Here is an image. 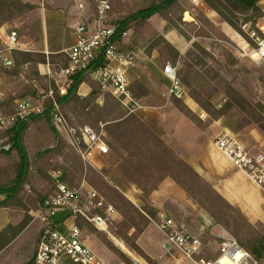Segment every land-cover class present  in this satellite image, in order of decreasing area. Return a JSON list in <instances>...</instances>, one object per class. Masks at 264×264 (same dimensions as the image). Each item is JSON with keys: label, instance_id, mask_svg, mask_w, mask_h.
<instances>
[{"label": "rangeland", "instance_id": "374dc122", "mask_svg": "<svg viewBox=\"0 0 264 264\" xmlns=\"http://www.w3.org/2000/svg\"><path fill=\"white\" fill-rule=\"evenodd\" d=\"M29 1L35 4L34 9L20 15L15 13V16L3 22L0 28L5 25L8 33L11 29H16L20 44L18 47L24 46L28 51L33 52L42 51L41 35L46 30L51 42L50 50H58V53L51 55L52 60L47 59L37 64L34 61L24 63L19 68V74H10L8 73L10 69L0 65V92L3 93L2 96L10 94L13 96L6 109L0 108L5 112L12 110L15 99L24 98L14 97L24 85L32 84L36 87L37 101L46 96L50 88L56 90L51 86L54 79L40 73L38 67L42 70V64L49 63L52 69H58L67 64V55L62 49L71 44L70 11L76 8V2L79 0ZM199 1L181 0L171 8L167 17L156 13L125 31L129 34L127 35L133 45L129 47L126 43H121V49L124 52L135 53L134 64L128 70L130 85L133 81H139L148 90L145 96L138 99L133 98L130 90L133 100L137 101L140 107L132 111L131 104L126 106L111 91L102 88V94L99 96L102 104L108 95L119 103L114 109H110V111L114 110V116L108 115L109 119L129 114L138 115L172 149L174 160L169 164H162L154 156H144L145 153L134 149L139 143L137 138H141V128L136 129V135L134 129H128L129 133L124 141L127 146L125 147L115 142L105 132L104 123L95 121V116L88 111L89 117L73 116L74 120L64 111L69 126L77 128V134L72 135L68 128L60 126L59 131L65 140L61 154L57 157L52 156L53 158L43 157L44 159L37 163L38 168L33 164L27 172V182L21 194L29 204L35 203L38 207L42 202L39 201V191L50 192L55 187L53 177L55 172L60 171L63 178L65 171L62 167L76 164V156L81 157L83 162L88 161L86 162L90 165L87 169L88 174L86 170L81 173L72 171L73 177L70 178L75 186L85 182L86 186L97 190L106 203L113 205L116 210L108 217L105 230L90 222H83V233L85 237L88 236V245L100 258L110 264H148L147 256L157 264H179L181 253L174 246L170 248L164 246L165 236L158 228L163 215L172 217L185 230L202 238L207 247H211L210 256H214L217 250L213 233L215 229L212 228L215 224L226 227L246 244L260 237L264 239V191H257L256 198L254 197L251 202L247 201L244 191L247 189L245 185L249 186L246 183L249 180L246 177L239 179V183L228 192L225 187L229 183L225 186L224 182L225 179L230 180V172L225 178L221 172L230 169L215 164V167L211 166L212 169L204 168L205 171L199 172L191 163V161L197 163L198 159H202L207 149L213 147L216 138L226 134L233 135L254 152H264V131L256 123L261 118L264 119V109L257 107L256 114L250 108L245 111L244 106L238 107L234 104L227 107L229 98L225 91V85L229 83L255 108L260 103L264 104V58L252 56V52L257 48L255 37L264 36L262 31L264 0L257 2L262 14L256 17V28L252 20L240 21L241 29L249 39L234 30L201 0ZM111 3L112 18L114 14L127 15L136 11L141 6L142 0H112ZM108 22L112 23L111 19ZM253 31L256 32L255 36H252ZM1 33L5 34V30ZM159 35L165 37L179 50L180 57L177 60H174L164 44L151 46L152 41ZM194 42L198 43L200 48L194 46ZM2 46L0 39V48ZM190 49L192 52L188 54ZM50 50H45L47 56L50 55L48 54ZM167 62L178 66V76L186 90L183 98L169 95L170 80L162 74V68ZM111 100L109 98V101ZM180 103L183 104L184 110L181 109ZM73 105V108L68 105L70 111H74L77 105L83 107L77 101ZM245 120L250 124L241 127ZM89 123L91 129L109 147L108 153L98 155L106 165V172L87 160L80 152V149L86 148L85 142L83 140L76 142V137L82 135L79 129H84ZM41 126L38 122L31 124L24 135V143L31 160L38 152L44 150L45 145H56L52 137L48 139V143L44 140L45 135ZM128 148L138 151V157L131 165H120L122 158L119 152L127 154ZM44 151L47 153L48 150ZM48 153L51 154L52 151ZM177 157L185 161L192 171L185 169ZM17 161L15 152L0 156V165L7 169L17 164ZM41 164L47 169L45 172L40 170ZM12 166L7 171L13 175L15 170H12ZM166 179L172 180L185 192L190 200V206L186 209L193 213L185 214L170 200L163 203L160 211L151 203L149 196L153 189ZM130 188L135 190V201L127 194L126 190H131ZM112 189L125 196L139 208V212L128 208V219L123 217L121 210L116 206L117 201H112ZM225 191L231 194L234 203L229 200ZM2 198L3 196L0 195V200ZM118 205H120L119 201ZM36 207L32 206L31 215ZM1 209L0 207V211H3ZM16 211L20 212L21 219L25 217L22 209H13L9 211V215L14 217ZM148 211L155 213L156 216L152 217ZM202 214L209 216L210 223L204 221ZM147 217L150 218V223L144 227ZM89 223L96 232L90 229ZM36 225L27 228L17 242L10 244L7 250L0 254V264H10L19 257L25 260L30 256L29 249H33L31 241L34 240ZM201 226L204 227L203 231L200 229ZM140 228H142L141 232L138 230ZM105 239L119 248L121 254L110 250L105 244ZM183 260L184 264H187V260ZM260 262L264 264V255Z\"/></svg>", "mask_w": 264, "mask_h": 264}, {"label": "built area", "instance_id": "2783aa9c", "mask_svg": "<svg viewBox=\"0 0 264 264\" xmlns=\"http://www.w3.org/2000/svg\"><path fill=\"white\" fill-rule=\"evenodd\" d=\"M89 1V0H88ZM79 0L71 12L73 18V43L65 49L67 64L52 69L49 63L44 65L42 73L54 79L56 90L50 88L46 96L39 101L27 98L16 99L10 112L0 110V152L13 148L12 129L21 121L43 111L44 99H52V120L59 129L68 128L72 135L77 128L70 127L62 103L56 99V91L61 96L67 93L71 77L83 72L96 80L103 90L111 91L123 104L132 105V111L140 107L130 93L128 70L134 64L135 53L124 52L120 39L116 38L117 26L109 23L112 0ZM264 32V26L262 28ZM255 36L256 32H251ZM122 33V37L127 36ZM257 48L252 56L264 58V36L255 37ZM18 45V33L9 31L5 46L0 49V64L10 67L14 59L11 50ZM163 74L170 80L169 95L183 98L186 90L178 76V66L167 62L162 68ZM80 131V129H79ZM81 137L88 147L80 149L84 157L97 149L105 154L109 147L91 128H82ZM215 146L239 169L264 191V152H254L233 135L219 136ZM55 187L32 212L33 221L40 224L39 236L33 260L28 264H110L100 258L87 244L83 233V222L87 221L100 229H106L107 219L116 210L106 203L101 194L82 182L79 186H70L62 178V173L53 174ZM104 211V214L99 211ZM158 228L165 236L167 248L174 246L187 260V264H261L253 253L243 246L238 238L226 227L213 225L216 253L203 240L185 230L170 216H162Z\"/></svg>", "mask_w": 264, "mask_h": 264}, {"label": "trees", "instance_id": "16d2710c", "mask_svg": "<svg viewBox=\"0 0 264 264\" xmlns=\"http://www.w3.org/2000/svg\"><path fill=\"white\" fill-rule=\"evenodd\" d=\"M180 1L181 0H142L141 6L136 11L130 14L127 15L114 14V16L111 18V21L117 26L116 38L120 39L122 32L142 23L143 21L147 20L149 17H151L156 13H159L163 16L165 15V17H167V14L171 10V8L175 4L180 3ZM201 1L204 4H206L209 8L214 10L217 14H219V16H221L234 30H236L240 34H243L245 37L247 36L244 34L243 30L241 29L240 21L242 20L244 22V21L252 20L253 26L256 28L257 27L256 17L262 14L260 7L257 5V2L259 0H201ZM35 7H36L35 4L24 2L23 0H0V25H2L3 22L13 18L15 16L14 15L15 13L20 15L25 11L34 9ZM250 11L252 12L250 13ZM247 39L249 38L247 37ZM152 42H153V44L151 45L152 47L153 45L164 44L167 51L172 55L174 60H177L180 57L179 50L172 43H170L165 37L159 35ZM195 45L197 46V48H200V45L198 43L194 42V46ZM191 52L192 49L188 51V54H190ZM12 55L15 59V65L10 71H8V73L10 74H19L20 72L19 68L21 67V65H23L26 62L34 61L37 64L38 62H45L47 59L52 60L51 59L52 54L47 56L43 52H33V51L15 49L13 50ZM179 74H181L180 70H179ZM83 81H90L93 86L92 91L87 96L84 97L80 96L77 93L78 86ZM52 84L53 85L51 86L56 88L54 82ZM129 88L132 92L133 98L135 99L145 96L148 92L147 88L144 85H142V83H140L139 81H133L131 85H129ZM225 91L229 98L226 105L227 107L234 106V104L237 105L238 107L244 106L245 111L248 108H250L252 109L251 111L256 114H257V107L264 109V104L262 103L256 105L255 108L253 104L247 102L244 99L243 95L229 83L225 85ZM16 93L17 94H15L14 97H24L33 101L38 100L37 89L32 84L24 85L20 89V91H17ZM101 94H102L101 86L96 80H94L89 74L78 72L71 77V82L67 88L66 94L60 96L56 91V99H58L61 103H66L72 100L79 102L85 109H87V111L90 114L95 116L94 118L95 121H97L98 123L99 122L104 123L105 132L113 140H115V142H118L123 146H125L124 144L125 136L129 133V130L134 129L133 130L134 135H136V129L141 128V132H142L141 138H137V136H135L139 140V143L135 146L134 149H137L138 151L145 153L144 156L147 155L154 156L162 164H169L172 160L175 159V155L172 149H170V147L167 145V143L161 137H159L149 126H147L138 115L129 114L124 117L122 116V117L109 119V117H107L108 115L114 116V110L110 111V109H114V107L119 103L113 97L108 95L107 97H105L104 104H99L97 99ZM109 98H111L112 100L109 101ZM12 99L13 96H11V94L8 95L4 100L0 101V108L6 109V105ZM180 104H181V109L184 110L185 108L183 104L182 103ZM43 107L44 109L41 113L36 114L30 117L28 120L21 121L15 125V127L12 129V131L14 132V136L12 139L13 140L12 150L5 153L0 152V156L2 154H9L11 152H15L18 157V161H17L18 163L13 166L11 165L12 170H15L13 175L7 171L9 168H11V166L7 169L4 166L0 165V195H3V198L0 200V207L17 206L22 208L25 212V217L20 223L16 225L10 224L5 230L0 231V251L3 248H5L12 241V239H14L16 235H18L28 225V223L32 219V215L30 214V211L32 210V206L36 207V204L35 203L29 204L27 202V199H25L24 195L21 194L22 189L25 183L27 182V172L29 171L30 166L34 164L35 166L37 165L38 168L37 163L39 162V160H42L44 158H49L52 156L57 157L59 154H61L63 144H65V140L62 137L61 132L54 125L52 120V108H53L52 99L47 97L43 103ZM36 122L41 123L42 125L41 130L42 132H44L43 135L46 136V138L44 136V140L48 143V139L52 137L56 145L55 146L45 145L47 147L45 148L48 150L47 153L44 151L46 150L44 148L43 151L38 152L37 155L31 160L24 143V135L26 131H28V129L30 128L31 124H34ZM256 123L264 131V119L261 118L260 120H258V122L256 121ZM249 124H250L249 121L245 120V122H242L241 127ZM133 150H131V148H128L127 154H123L119 152L122 158V162L120 165H124V164L131 165L132 163L135 162V159L138 157L139 152ZM50 151H52L51 154L48 153ZM178 159L180 163H182L185 169H190V172L192 171L185 161L181 160L180 158ZM75 162L76 164H73L69 167L61 166L65 171L63 180L66 183H68L70 186H75L72 183L73 182L72 179L70 178V176L73 177L71 175L72 171L81 173L84 170L87 171V169L90 168V165L86 163L88 161L83 162L81 157L79 156H76ZM39 167H41L40 170H43L44 172L45 170H47L45 167L43 168L42 164ZM91 185L93 187H96L92 183ZM52 191L53 190H51L50 192L49 190L48 191L40 190L39 201L43 202V200ZM112 192H113L112 201L113 200L117 201L116 206L121 210L123 217L127 218L128 208L133 210L134 212H139L138 211L139 208H137L120 192H117L116 190L113 189ZM118 201L121 206L118 205ZM38 207H36L35 209H37ZM99 212L104 214V211L102 210ZM148 213L152 217L156 216L155 213H150V211H148ZM132 219L133 217L131 218V220ZM128 222H130V220H128ZM149 223H150V218L149 217L145 218L144 227H146ZM88 226L93 232H96V230L90 225V223ZM138 230H140L139 232H141L142 228ZM238 240L243 246H245L248 250H250L257 259L261 260V258L264 255L263 237H260L254 242H251L249 244L244 243L243 240L241 239ZM104 241L106 246L110 250H112L117 254H121L119 248H117L112 242H110L107 239H105ZM147 262L148 264H157L156 261L149 256H147ZM66 264H77V263L67 262Z\"/></svg>", "mask_w": 264, "mask_h": 264}, {"label": "crops", "instance_id": "0c3cea01", "mask_svg": "<svg viewBox=\"0 0 264 264\" xmlns=\"http://www.w3.org/2000/svg\"><path fill=\"white\" fill-rule=\"evenodd\" d=\"M24 2L33 3L31 1H29V0L28 1L25 0ZM72 11L73 10L70 11V18H69L70 19L69 24H70V32H71V44L74 41L73 29H72L73 18H72V15H71V12ZM4 30H5V34L3 33L4 34L3 35L1 32L2 31L4 32ZM11 30H15L16 31V29H14V28L11 29ZM7 35H8V31L6 32V27H5V25H3L0 28V37L2 36L0 39H1V42H2V45H3L1 48H3L5 46V41L7 39ZM128 35L125 36V37H123V38H120V41L122 42V44H125L126 43V45H129V47H130L133 44H132V41L129 39V36ZM41 41H42L41 42V44H42V51H38V52L46 53L47 51H45V50H50V43H51L50 42V39H49V36H48V32L46 30H44L43 35H41ZM18 45H20L19 44V41H18ZM18 45H17L16 48H13L11 50L10 55L12 56L13 59H14V57L12 55L13 54V50L19 49V50L28 51V49H26L24 46L18 47ZM70 45H68L67 47H69ZM67 47H64L62 50H65ZM62 50H59V51H62ZM57 51L50 50L48 54H56V53H58ZM14 65H15V59H14V64L12 66H10V67H5L3 65H1V66L3 68H5V69L8 68V69L11 70V68L14 67ZM44 65L45 64H42V69H44ZM38 69H39L40 73H42L41 68L38 67ZM162 74H163V72H162ZM43 75H45V74H43ZM128 77H129V74H128ZM0 78H1V76H0ZM54 83H55V81H54ZM55 85H56V83H55ZM92 88H93V86H92V84H91L90 81H83L78 86L77 93L80 96H83L84 97V96H87L92 91ZM2 95H3V93L0 92V101L4 100L8 96V95H5V96H2ZM97 100H98L99 104H102L103 103L101 101V98L100 97ZM74 102L75 101H73V102L72 101H68L66 103H62L63 111H65L70 116V118H72L74 120V117L73 116H75L76 118L84 117L85 115L88 116V117L90 116V115L87 114V109H84L83 107H81L79 105H77L74 108V111L73 110L70 111L69 110V107L70 108H73L74 107V105H73ZM68 105H69V107H68ZM13 106H14V102H13ZM90 126H91L90 123L87 124V127H90ZM90 128H92V127H90ZM86 148H87V144H86ZM91 150H92L91 153L86 156V159L89 160V161H91L94 165H96L97 167H99L104 172H106V170H107L106 165L103 162V160L98 156V155H101L103 153L99 152L97 149H91ZM185 158L188 159L186 156H185ZM215 162H217V163H215ZM191 163H192L193 167L197 171H199V172L205 171L204 168H207L208 170H209V168L212 169L213 167H215V164H219L222 167H226L227 169H230V171H227V170H224L223 171L222 170V172H221L224 175V178L226 176H228L227 174L230 172V175H231L230 180L228 181V180L225 179V182H224L225 186H226V184H228V183L229 184L226 187L223 185V187H225V189L227 188V191L228 192L231 191V188L232 187H234L235 185H237L239 183V179H241L242 177H246L249 180V182H246L249 186H246L245 185V187L247 189H249V190L246 189L244 191V193H245V196L244 197H245V199L247 201H249V200H250V202L253 201L254 197L256 198L255 194L258 193L257 191H259V192L261 191L262 192V189L260 188V186H258L255 182H253L249 178V176L244 171H242L241 169H239L229 158H227L225 155H223L217 149V147L215 146V144L213 145V147L211 149L210 148L207 149V152L204 153L203 158L202 159H198L197 160V163L194 162V161H191ZM211 166H213V167H211ZM242 187H244V186H242ZM126 191H127V194L129 195V197L132 198V200L135 201L136 199H135V196H134L135 195L134 188H132L131 190L128 189ZM224 193L229 198V200L234 203V201L232 200L231 194H227L226 191ZM149 198L151 200V203L153 205H155L156 207L159 208V211L162 210L163 203L166 200H170V202L172 204L176 205L180 210L184 211L185 214L189 215V214L193 213V212L190 213V211H187L188 209H186L187 206H190L189 205V203H190L189 201L190 200L186 197L185 192L177 184H175L170 179L164 180L163 182H161L159 184V186L157 188L153 189V191L150 194ZM1 208L3 209V211H0V231L5 230L8 227V225H10V224L11 225H16V224L20 223L23 220V219H21L20 212H18V211H16L17 214L14 217H11L9 215V211H11L13 209H22V208L17 207V206L1 207ZM197 212H199V211H197ZM196 215L199 216L200 214H197L196 213ZM201 216L203 217V219H205L204 221L207 224L210 223L211 220H210V218H209L208 215L202 214ZM35 224H37V225H36V230H35V233H34V236H33L34 237V240L31 241L32 242L31 245H33V249L32 250L29 249V251L31 252L30 256L27 259H25V260L22 257L15 258L14 261L12 263H10V264H28V263H30L33 260L34 253H35V250H36L37 241H38V236H39L40 224L38 222L32 221V219L28 223V225L18 235H16V237L14 239H12V241L5 248H3L0 251V254L3 253V252H5L7 250V248L10 246V244H12L13 242H17L18 241L19 236H22L23 233L26 231L27 228H30L32 225H35ZM200 229L203 231L204 230V227L201 226ZM87 238H88V236L85 237L86 242H87ZM30 240H31V238H30ZM164 246L167 248L166 244ZM179 262H180L179 264H184L185 261L182 259V256H181Z\"/></svg>", "mask_w": 264, "mask_h": 264}, {"label": "bare ground", "instance_id": "6f19581e", "mask_svg": "<svg viewBox=\"0 0 264 264\" xmlns=\"http://www.w3.org/2000/svg\"><path fill=\"white\" fill-rule=\"evenodd\" d=\"M80 131H81V129H80Z\"/></svg>", "mask_w": 264, "mask_h": 264}]
</instances>
